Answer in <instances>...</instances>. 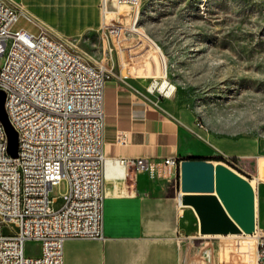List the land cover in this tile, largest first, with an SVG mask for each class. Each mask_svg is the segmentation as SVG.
Returning <instances> with one entry per match:
<instances>
[{
	"label": "built area",
	"instance_id": "1",
	"mask_svg": "<svg viewBox=\"0 0 264 264\" xmlns=\"http://www.w3.org/2000/svg\"><path fill=\"white\" fill-rule=\"evenodd\" d=\"M102 4L101 0V13ZM112 4L127 7L135 18L141 0H113ZM105 15L99 33L104 43L103 61L110 66H93L45 31H12L19 15L0 0V58L5 56L0 92L5 95L3 108L18 143L13 159L7 153V137L0 123V264H63L67 240L105 241L107 167L122 177L140 172L150 179L179 175L182 161L178 159L150 162L123 157L107 160L104 156V85L121 78V70L130 73L135 60L129 33L118 25H106ZM126 30L135 33L134 23ZM196 128L202 130L199 123ZM117 143L124 145L125 136L118 135ZM61 185L62 205L54 210L51 206L56 199H50L49 194ZM180 197L179 192L176 206L182 209ZM4 225L11 226L12 234L3 235ZM237 238L242 239L235 248L239 264H264V228L256 219L254 231ZM27 243L39 244L38 255L26 254Z\"/></svg>",
	"mask_w": 264,
	"mask_h": 264
},
{
	"label": "rangeland",
	"instance_id": "2",
	"mask_svg": "<svg viewBox=\"0 0 264 264\" xmlns=\"http://www.w3.org/2000/svg\"><path fill=\"white\" fill-rule=\"evenodd\" d=\"M112 2L106 3V25L122 27L134 46L133 67L130 73L121 70L123 75L134 78L144 92L152 84L147 95L162 112L182 114L208 143L219 141L236 154L215 151L217 156L206 159L253 182L255 219L264 228V0H141L135 18L133 11ZM27 16H19L11 30L35 32ZM133 23L135 33L126 30ZM65 45L90 65L110 66L103 61L99 32L69 39ZM4 60L0 58V68ZM113 60L118 73L114 54ZM165 82L169 88L164 92ZM196 123L204 132L195 130ZM195 143L196 156L214 152L201 141ZM63 192L64 185L50 192V199H56L52 209L62 205ZM183 208L184 216L189 211L196 218L191 209ZM10 227L3 226V235L12 234ZM198 235L180 241V264H239L235 248L242 239ZM35 249L36 244L27 245L26 254L33 255Z\"/></svg>",
	"mask_w": 264,
	"mask_h": 264
},
{
	"label": "crops",
	"instance_id": "3",
	"mask_svg": "<svg viewBox=\"0 0 264 264\" xmlns=\"http://www.w3.org/2000/svg\"><path fill=\"white\" fill-rule=\"evenodd\" d=\"M4 1L19 16L28 15L36 30L30 33L45 31L51 39L63 44L69 39L99 32L107 3L102 0L101 13V0ZM122 77L104 85L103 153L107 160L123 157L150 162L167 158L183 161L217 156L215 151L235 157L234 152L225 149L224 143L210 144L203 136L198 139L189 119L182 114L173 117L162 112L147 95L148 88L144 92L135 85L134 78ZM118 135L125 136L124 145L117 143ZM200 141L214 149L213 155L196 156L195 142ZM261 175L264 177V171ZM171 178L150 179L145 172L122 177L107 167L103 187L106 240H67L63 264H180L179 243L199 233L198 220L189 211L184 216V208L176 207L178 176ZM186 208L194 213L191 207ZM30 244L37 245L33 255H38L39 244L27 243Z\"/></svg>",
	"mask_w": 264,
	"mask_h": 264
},
{
	"label": "water",
	"instance_id": "4",
	"mask_svg": "<svg viewBox=\"0 0 264 264\" xmlns=\"http://www.w3.org/2000/svg\"><path fill=\"white\" fill-rule=\"evenodd\" d=\"M0 92V123L7 137V153L17 157V134L4 111ZM180 203L191 207L201 236L251 234L255 224V194L250 183L222 164L183 160L179 167Z\"/></svg>",
	"mask_w": 264,
	"mask_h": 264
},
{
	"label": "bare ground",
	"instance_id": "5",
	"mask_svg": "<svg viewBox=\"0 0 264 264\" xmlns=\"http://www.w3.org/2000/svg\"><path fill=\"white\" fill-rule=\"evenodd\" d=\"M102 10H103V4H102ZM110 13H112V12H110ZM105 23H107V17H105ZM167 88H168V84L165 82L161 86V90L165 92ZM200 127H201V125H200ZM250 185H251V187L253 189V192H254L253 182H251ZM254 194H255V192H254ZM255 217H256V200H255ZM226 236H231L232 237V236H238V235H226ZM205 237H210V236H205ZM213 237H221V235H217V236H213Z\"/></svg>",
	"mask_w": 264,
	"mask_h": 264
},
{
	"label": "trees",
	"instance_id": "6",
	"mask_svg": "<svg viewBox=\"0 0 264 264\" xmlns=\"http://www.w3.org/2000/svg\"><path fill=\"white\" fill-rule=\"evenodd\" d=\"M186 160H205V161H209L207 159H202V158H188ZM219 160V159H218Z\"/></svg>",
	"mask_w": 264,
	"mask_h": 264
}]
</instances>
